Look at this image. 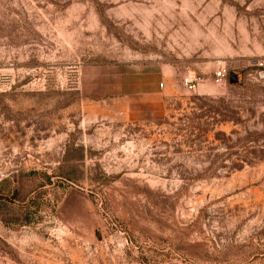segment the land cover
<instances>
[{
	"label": "rangeland",
	"instance_id": "rangeland-1",
	"mask_svg": "<svg viewBox=\"0 0 264 264\" xmlns=\"http://www.w3.org/2000/svg\"><path fill=\"white\" fill-rule=\"evenodd\" d=\"M262 59L264 0H0V264H264Z\"/></svg>",
	"mask_w": 264,
	"mask_h": 264
},
{
	"label": "built area",
	"instance_id": "built-area-1",
	"mask_svg": "<svg viewBox=\"0 0 264 264\" xmlns=\"http://www.w3.org/2000/svg\"><path fill=\"white\" fill-rule=\"evenodd\" d=\"M256 65H257L258 70H259V75L264 82V59L257 62ZM227 76H228V70H227L226 66L219 65L217 70L215 71L216 82L217 83L225 82ZM182 83L189 91H196L197 88L200 86L201 81L196 76L188 75V76H184L182 78ZM163 85L164 84L161 83V86H163Z\"/></svg>",
	"mask_w": 264,
	"mask_h": 264
},
{
	"label": "water",
	"instance_id": "water-1",
	"mask_svg": "<svg viewBox=\"0 0 264 264\" xmlns=\"http://www.w3.org/2000/svg\"><path fill=\"white\" fill-rule=\"evenodd\" d=\"M231 82H232V83H235L236 81H235L234 79H231Z\"/></svg>",
	"mask_w": 264,
	"mask_h": 264
}]
</instances>
